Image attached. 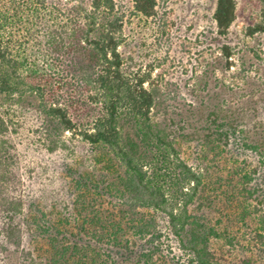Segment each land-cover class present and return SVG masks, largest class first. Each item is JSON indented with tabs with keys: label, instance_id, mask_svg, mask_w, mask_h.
Here are the masks:
<instances>
[{
	"label": "trees",
	"instance_id": "16d2710c",
	"mask_svg": "<svg viewBox=\"0 0 264 264\" xmlns=\"http://www.w3.org/2000/svg\"><path fill=\"white\" fill-rule=\"evenodd\" d=\"M131 3L133 13L155 14L157 0ZM235 5L216 0L218 34L227 33ZM121 31L113 0H91L82 17L45 0H0V234L15 247L5 264H223L208 235L192 227L189 210L201 173L153 120L147 77L123 73ZM28 101L39 121L33 145L64 156L59 178L66 198L50 190L23 204L12 193ZM218 128L223 151L236 129L225 120ZM64 131L70 139H61ZM75 137L88 144L87 167L69 143ZM258 145L242 142L258 162L241 180H264ZM250 209L242 219H254ZM256 223L260 231L242 246L239 264H264V210ZM208 232L218 235L212 227ZM233 237L227 245L234 246Z\"/></svg>",
	"mask_w": 264,
	"mask_h": 264
},
{
	"label": "rangeland",
	"instance_id": "374dc122",
	"mask_svg": "<svg viewBox=\"0 0 264 264\" xmlns=\"http://www.w3.org/2000/svg\"><path fill=\"white\" fill-rule=\"evenodd\" d=\"M113 1L122 18L118 50L123 73L147 77L143 86L154 94L153 120L169 137L173 134L179 154L201 173L190 204L192 227L208 235L210 250L223 264H239L242 246L256 227L260 231L256 216L264 210V180L240 177L256 160L243 141L259 144L264 160V0H235V18L224 35L217 33L213 20L216 0H157L155 14L146 18L133 13L131 0ZM45 3L63 11L77 9L81 17L91 11V0ZM22 107L26 123L16 137L19 182L12 193L23 204L50 190L66 198L59 178L64 156L33 145L39 136L34 101ZM224 120L236 132L221 151L218 125ZM62 138L70 139V132L64 131ZM69 143L87 167L88 144L79 137ZM246 208L254 219L241 218ZM209 227L218 235L208 232ZM231 235L234 246L226 244ZM1 238L0 264H5L15 256V247ZM170 243L177 253L176 241Z\"/></svg>",
	"mask_w": 264,
	"mask_h": 264
}]
</instances>
